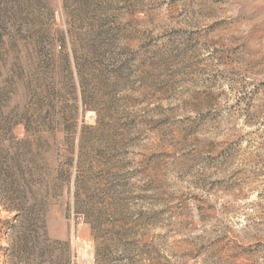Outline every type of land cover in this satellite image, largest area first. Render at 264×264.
<instances>
[{
  "label": "rangeland",
  "instance_id": "obj_1",
  "mask_svg": "<svg viewBox=\"0 0 264 264\" xmlns=\"http://www.w3.org/2000/svg\"><path fill=\"white\" fill-rule=\"evenodd\" d=\"M16 3L0 39V264H22V153L44 164L28 200H44L43 264H264V0ZM106 207L114 226L97 223ZM120 227L127 253L96 262Z\"/></svg>",
  "mask_w": 264,
  "mask_h": 264
},
{
  "label": "trees",
  "instance_id": "obj_2",
  "mask_svg": "<svg viewBox=\"0 0 264 264\" xmlns=\"http://www.w3.org/2000/svg\"><path fill=\"white\" fill-rule=\"evenodd\" d=\"M5 1L4 4V12L11 11L10 17H5V19L0 18V39L3 36V32L7 28V21L6 19H12L18 9H17V0H1V3ZM85 2V1H84ZM94 20V19H93ZM104 24H107V19H103L102 23L98 26L96 30H90L88 33L89 36H91L92 41L94 42L93 46L97 47V49H102V47H105V36L106 29L104 28ZM108 28V27H107ZM56 41V39H55ZM116 70L109 69L107 70V73H112ZM48 114V113H47ZM53 122L52 120L50 121ZM24 129L26 131L27 127L24 126ZM24 142V141H23ZM38 170H42L44 173V164L43 163H35L30 160L25 154L22 153V264H43L44 260H42L43 256V248H42V241L39 236V227L37 225V222L42 219V207H43V198L42 196L38 198H35L32 202H28L30 199L29 196L32 194L34 195V190L37 189L38 185H44L45 182L43 178H34V173H36ZM75 181L77 182V176L75 178ZM104 195L109 196L110 198L114 196L115 190L112 185L106 186L104 188ZM37 197V196H36ZM109 204H112L109 202ZM117 206V205H116ZM7 211L15 212V216L19 215L18 209H16L14 206H8L6 208ZM118 212L113 209H109V207H106L105 209H100L99 214H97L96 219L97 223H100V219H105L102 222H105L106 224H111V226L115 225L118 221ZM96 222H94L95 224ZM93 224V225H94ZM98 224V225H99ZM43 225V221H42ZM92 225V227H93ZM44 227V225H43ZM106 240L102 241L103 245L100 247H96V262L99 257H104L105 261H110L111 256H123L124 253H127L128 246L130 245L131 241L129 238H131L127 232V229L124 230V228L120 227L118 230L110 229V231L106 230L105 232ZM110 233V234H108ZM126 240L124 241V239Z\"/></svg>",
  "mask_w": 264,
  "mask_h": 264
}]
</instances>
